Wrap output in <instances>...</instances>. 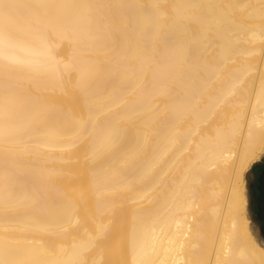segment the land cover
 <instances>
[{"label":"bare ground","instance_id":"obj_1","mask_svg":"<svg viewBox=\"0 0 264 264\" xmlns=\"http://www.w3.org/2000/svg\"><path fill=\"white\" fill-rule=\"evenodd\" d=\"M264 0H0V264H264Z\"/></svg>","mask_w":264,"mask_h":264},{"label":"rangeland","instance_id":"obj_2","mask_svg":"<svg viewBox=\"0 0 264 264\" xmlns=\"http://www.w3.org/2000/svg\"><path fill=\"white\" fill-rule=\"evenodd\" d=\"M262 163H264V158L260 163L256 164L255 166L251 168L250 172L248 173L246 177V181H247V193H248V210H249V217L251 220V224H252L253 229L255 230L259 238L261 239V241L264 243V236L261 232L262 226L260 223V217L256 214V212L253 210L251 206V194H250V185L255 179L254 169L257 166L261 165Z\"/></svg>","mask_w":264,"mask_h":264},{"label":"water","instance_id":"obj_3","mask_svg":"<svg viewBox=\"0 0 264 264\" xmlns=\"http://www.w3.org/2000/svg\"><path fill=\"white\" fill-rule=\"evenodd\" d=\"M256 182L258 184V200L257 205L260 208V211L258 212V216L260 217V223H261V232L264 236V166L259 168V170L256 173Z\"/></svg>","mask_w":264,"mask_h":264},{"label":"flooded vegetation","instance_id":"obj_4","mask_svg":"<svg viewBox=\"0 0 264 264\" xmlns=\"http://www.w3.org/2000/svg\"><path fill=\"white\" fill-rule=\"evenodd\" d=\"M262 166H264V163H262L261 165L257 166L254 169L255 179L250 185L251 206H252L253 210L256 212L257 215H258V212L260 211V208L257 205L259 191H258V184L256 182V173L259 170V168H261Z\"/></svg>","mask_w":264,"mask_h":264}]
</instances>
